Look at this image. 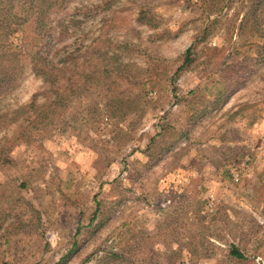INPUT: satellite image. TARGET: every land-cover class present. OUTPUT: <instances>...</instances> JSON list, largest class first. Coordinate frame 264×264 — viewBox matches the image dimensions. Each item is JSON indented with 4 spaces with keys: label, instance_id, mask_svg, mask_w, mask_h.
I'll list each match as a JSON object with an SVG mask.
<instances>
[{
    "label": "rangeland",
    "instance_id": "rangeland-1",
    "mask_svg": "<svg viewBox=\"0 0 264 264\" xmlns=\"http://www.w3.org/2000/svg\"><path fill=\"white\" fill-rule=\"evenodd\" d=\"M106 1L52 13L0 96V264H264V0Z\"/></svg>",
    "mask_w": 264,
    "mask_h": 264
},
{
    "label": "trees",
    "instance_id": "trees-1",
    "mask_svg": "<svg viewBox=\"0 0 264 264\" xmlns=\"http://www.w3.org/2000/svg\"><path fill=\"white\" fill-rule=\"evenodd\" d=\"M74 0H0V31L3 32V42L0 43V96L7 95L12 91V86L18 76V69L21 68L24 53L29 50L31 43L37 42L41 47L40 41L44 39L50 32V16L57 10L68 7ZM114 0L106 1L104 4L105 10H110L113 7ZM144 17V13H142ZM141 20V19H140ZM142 22V21H141ZM29 30V35L32 41L30 44L25 43L21 46L9 44L6 40L12 28H23ZM51 35H49V38ZM30 39V40H31ZM28 44V45H27ZM33 46V45H32ZM51 48L46 49L49 51ZM191 50H187L185 56V65L191 61ZM62 61H54L51 58L41 57L37 67H34L35 73L45 76H56L62 73ZM50 88L57 91L60 95V88L56 85V81H51ZM57 105L62 102L61 97ZM1 230V228H0ZM1 232V231H0ZM72 252V251H71ZM72 253L64 256L57 264H63ZM232 258L236 260H245L246 256L236 246H233L230 251ZM96 264H125L128 259L123 253L110 251L103 256H97Z\"/></svg>",
    "mask_w": 264,
    "mask_h": 264
}]
</instances>
